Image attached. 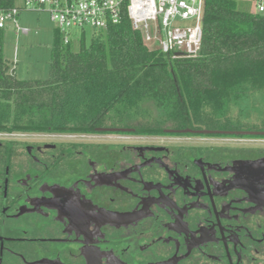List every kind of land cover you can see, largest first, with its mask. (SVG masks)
<instances>
[{
    "label": "flooded vegetation",
    "instance_id": "obj_1",
    "mask_svg": "<svg viewBox=\"0 0 264 264\" xmlns=\"http://www.w3.org/2000/svg\"><path fill=\"white\" fill-rule=\"evenodd\" d=\"M177 130L0 132V264H264V142Z\"/></svg>",
    "mask_w": 264,
    "mask_h": 264
},
{
    "label": "trees",
    "instance_id": "obj_2",
    "mask_svg": "<svg viewBox=\"0 0 264 264\" xmlns=\"http://www.w3.org/2000/svg\"><path fill=\"white\" fill-rule=\"evenodd\" d=\"M238 2L206 0L196 57L172 58L149 48L126 14L93 31L88 43L81 31L78 50L56 28L44 79L10 72L0 29V132H107L112 111L129 133L221 124L226 127L218 129L238 130L229 125L238 121L235 113L264 94V15L239 9ZM14 6L15 0H0V9Z\"/></svg>",
    "mask_w": 264,
    "mask_h": 264
},
{
    "label": "built area",
    "instance_id": "obj_3",
    "mask_svg": "<svg viewBox=\"0 0 264 264\" xmlns=\"http://www.w3.org/2000/svg\"><path fill=\"white\" fill-rule=\"evenodd\" d=\"M237 1L253 3L254 12L264 15V0ZM205 3L206 0H24V8H46L64 43L72 40V29L105 30L126 14L132 28L142 32L146 44L156 42L158 49L177 58L199 55ZM20 9H0V29L9 21L17 31L27 33L28 29L18 24Z\"/></svg>",
    "mask_w": 264,
    "mask_h": 264
},
{
    "label": "rangeland",
    "instance_id": "obj_4",
    "mask_svg": "<svg viewBox=\"0 0 264 264\" xmlns=\"http://www.w3.org/2000/svg\"><path fill=\"white\" fill-rule=\"evenodd\" d=\"M15 5L20 7L19 14L17 15L18 24L20 28H27L28 32L24 33L17 31L12 23L9 21L6 27L3 29V57L7 60L10 66V72L13 73L19 79H44L48 76L49 62L51 57V46L53 40V34L56 29V24L51 20L50 14L46 11V8L35 9L32 7L24 8V0H15ZM238 8L245 11H254L253 3L249 1L238 2ZM86 33L85 41L88 43L90 40L93 29L85 28ZM71 37L73 38L71 43L72 50L79 49V42L77 36L80 34V29H72ZM149 48H158L156 42L147 44ZM243 106L241 111L235 113L238 121L229 122L230 126H239L238 130H251L249 128L264 127V94L257 95L256 98ZM132 124L141 122L140 120H131ZM125 120H122L119 115L114 111L110 112L105 118V127L111 128H123ZM236 123H240L235 125ZM170 124V123H169ZM216 126V125H215ZM219 126H225L221 124ZM219 126H217L219 128ZM217 128V129H218ZM185 128L180 132L185 133L182 137L188 138ZM161 131H176L173 128L166 127L160 129ZM159 131V130H158ZM194 133L200 134L195 136H189V141H200V142H215V143H230V142H264L259 138H252L251 140H239L240 137L233 136H221L214 137L208 136L204 131H208L205 128H196ZM177 132H179L177 130ZM19 133V132H14ZM22 133V132H20ZM25 132H23L24 134ZM60 137L73 139H107L116 140L123 137H130L137 139L140 134L127 133L122 131H107L101 132H86V133H57ZM0 136H7L1 134ZM246 138V137H245ZM249 138V137H247Z\"/></svg>",
    "mask_w": 264,
    "mask_h": 264
},
{
    "label": "water",
    "instance_id": "obj_5",
    "mask_svg": "<svg viewBox=\"0 0 264 264\" xmlns=\"http://www.w3.org/2000/svg\"><path fill=\"white\" fill-rule=\"evenodd\" d=\"M178 55H180V53H177ZM103 130H107V131H122V132H127V131H131L132 129H125V128H104ZM185 131V130H183ZM186 132H195L191 129H186ZM205 133L209 134V133H227V134H238V135H247V134H252V135H264V131H204Z\"/></svg>",
    "mask_w": 264,
    "mask_h": 264
}]
</instances>
